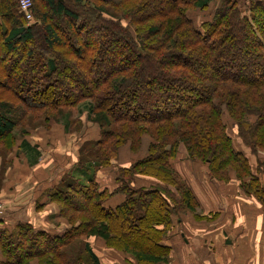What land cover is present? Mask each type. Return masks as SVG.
Returning a JSON list of instances; mask_svg holds the SVG:
<instances>
[{
	"label": "trees",
	"instance_id": "trees-1",
	"mask_svg": "<svg viewBox=\"0 0 264 264\" xmlns=\"http://www.w3.org/2000/svg\"><path fill=\"white\" fill-rule=\"evenodd\" d=\"M213 1L33 0L29 24L18 0H0V143L23 109L61 112L86 104L93 120L109 127L94 142L99 164L77 165L87 180L64 179L46 191L80 223L62 236L28 223L0 228V264L82 262L74 257L82 235L102 238L140 264L168 261L164 240L174 210L199 208L173 164L181 147L218 180L229 181L234 171L246 192L264 201L261 181L224 120L226 112L253 155L264 153V0H218L212 17L197 26L189 10ZM143 136L150 139L148 154L119 169L115 191L124 201L106 207L113 192L88 171L111 163L125 144L138 150ZM258 164L264 168V159ZM136 175L164 185L134 187ZM83 249L86 262L100 264L89 243Z\"/></svg>",
	"mask_w": 264,
	"mask_h": 264
},
{
	"label": "crops",
	"instance_id": "crops-1",
	"mask_svg": "<svg viewBox=\"0 0 264 264\" xmlns=\"http://www.w3.org/2000/svg\"><path fill=\"white\" fill-rule=\"evenodd\" d=\"M233 139L235 148L249 157L253 174L258 176L264 188V168L258 169V159L262 161L264 153L260 151L253 155L242 140L236 137ZM149 143L150 139L146 137L136 151L131 149L129 143L122 146L118 156L109 164L112 169L106 166L95 171V179L100 187L113 192L105 203L106 207L116 208L124 201L125 195L115 191L119 186L118 170L144 158L148 154ZM23 147L33 150L28 143H23ZM16 155L21 158L30 157L27 151ZM33 157L32 165L36 166V156ZM173 162L181 177L191 186L199 208L197 211L187 208L184 210L179 205L174 210L170 231L164 240L165 245L171 248L169 258L168 261L156 264H264V201L247 193L234 171L230 172L229 181H220L211 175L207 165L189 159L183 148H180L179 155ZM71 169L72 166L65 167L55 176H51L46 170V177L42 176V179L48 181L39 185L35 194V189H31L25 197L19 199L16 193H12L13 197L8 195L9 189L3 190L0 182V195L7 201L4 214L0 216V228L12 230L19 223H28L36 231H46L55 236L64 235L70 226L49 225V215L44 214V209L40 210V207L51 208L55 204L45 191L49 188V180L56 184L61 180V175ZM113 183L115 186L112 187ZM132 185L150 187L164 183L155 177L136 175ZM172 206L174 207L173 204ZM36 208L38 211L35 213L32 210ZM93 240L96 243L104 239L90 236L89 242ZM105 247V251L112 252L108 253L111 256L109 259H103L107 264H140L129 252L107 245ZM95 254L97 255L96 252ZM4 259L0 254V262Z\"/></svg>",
	"mask_w": 264,
	"mask_h": 264
},
{
	"label": "rangeland",
	"instance_id": "rangeland-1",
	"mask_svg": "<svg viewBox=\"0 0 264 264\" xmlns=\"http://www.w3.org/2000/svg\"><path fill=\"white\" fill-rule=\"evenodd\" d=\"M219 4L220 1L214 0L208 9L202 10L191 8L188 15L198 26L204 20H208L212 17ZM122 23L124 26H128L133 34L136 33L135 26L130 18L122 19ZM14 82H18L16 78L14 79ZM10 83L8 82V84ZM9 99L14 105L20 106V102H18L16 97L10 95ZM84 105L82 104V106L74 110L66 107L61 112H57V110H22L17 126L12 133L4 139L3 143H0V182L2 183L1 186L3 190L9 189L7 191L8 195L12 196V193H16L18 195L17 199L23 198L31 189H35L33 191V194H35L37 187L48 181V179H42V176L46 177V174H44L46 170L51 173V176H55L58 171L63 170L65 167L70 168L72 166L73 169L70 170L71 175L65 176L67 173L62 174L60 181L63 182L64 179L71 178L75 179V182L77 183L79 180L85 182L84 178L86 177L83 174L84 172L82 173V171L79 170L77 164L83 166L87 163L86 161H92L90 163L99 164V162L96 161L102 159V151L99 147H96L94 142L100 139L103 135L102 133L106 129H109V127L107 125L102 127V125L100 126L98 122L93 120L95 119V115L91 114L89 108ZM250 119L254 120L255 118L251 116ZM224 120L227 123V131L231 133L233 137L242 140L238 134V127L235 122L226 115V112L224 113ZM119 127L117 128L118 131H120ZM144 137L146 138L147 136L141 138L142 142L145 139ZM23 143H28L33 147V150L32 148H24ZM110 143H112V140H110ZM17 145H19V147L16 148ZM21 148H23V150ZM182 148L186 150L185 147H181V149ZM21 151H27L30 154V157L21 158L17 156L16 154ZM32 155L36 156L35 163H38L36 166L35 164L32 165L34 163L31 161L34 158ZM109 164L103 165L102 167H109ZM76 167L78 169H76ZM108 169L112 168L109 167ZM119 173L120 170H118V174ZM88 174L95 175V172L91 168L88 171ZM60 181H57L55 184V182L49 180L47 186L49 188L46 187L47 189L45 191L56 185H61ZM113 186H115L114 183L112 184V187ZM51 200L55 203L53 204V207H40V210L44 209V214L46 213L49 215V225L53 227H66L68 225L70 226L68 229H71L80 223L79 217L75 218L74 222L70 220L69 215L73 213L72 211H67L64 213L65 215H63V206L53 198H51ZM0 205L5 211L7 201L1 195ZM32 211L36 213L38 208L33 209ZM53 212L56 214H53ZM3 214L4 212L1 215ZM89 239L90 236L82 235L75 240L74 245H76L77 248L74 250V257L76 258L78 255L83 259L82 262H77L76 264H90L88 261L86 262L87 252H84L83 249V245L86 242L89 243L93 251L97 253L100 263L107 264L103 259H109L111 257L108 254L111 251H105V245L109 246V244L105 240L95 243V240L89 242ZM0 254L3 255V257L5 255L1 248ZM30 264L44 263H42L39 258H33L30 260Z\"/></svg>",
	"mask_w": 264,
	"mask_h": 264
},
{
	"label": "built area",
	"instance_id": "built-area-1",
	"mask_svg": "<svg viewBox=\"0 0 264 264\" xmlns=\"http://www.w3.org/2000/svg\"><path fill=\"white\" fill-rule=\"evenodd\" d=\"M19 1V11L26 17L29 24L33 20L32 7L33 0H18ZM4 212V208L0 205V215Z\"/></svg>",
	"mask_w": 264,
	"mask_h": 264
}]
</instances>
